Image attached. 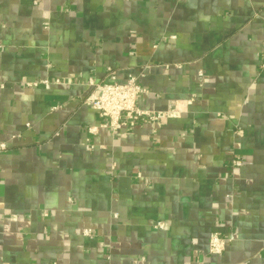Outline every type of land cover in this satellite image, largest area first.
Returning <instances> with one entry per match:
<instances>
[{"label": "crops", "instance_id": "1", "mask_svg": "<svg viewBox=\"0 0 264 264\" xmlns=\"http://www.w3.org/2000/svg\"><path fill=\"white\" fill-rule=\"evenodd\" d=\"M263 47L264 0H0V264H264ZM108 67L179 115L89 148Z\"/></svg>", "mask_w": 264, "mask_h": 264}, {"label": "built area", "instance_id": "2", "mask_svg": "<svg viewBox=\"0 0 264 264\" xmlns=\"http://www.w3.org/2000/svg\"><path fill=\"white\" fill-rule=\"evenodd\" d=\"M264 67V47L262 54ZM48 80L44 79L41 84H47ZM35 86H39V82H34ZM90 91L85 101L97 112L100 122L98 124H89L85 127L86 141L89 148L96 146L94 141L101 129H109L116 133L120 129L134 127L142 122H159L165 118L178 116L179 109L170 108L168 110H148L139 105L140 96L146 93V90L140 83L138 76L129 75L125 81L117 79L115 69L108 67L104 79L96 80L93 77L88 79ZM6 143H0V149H5ZM235 166L241 165V160H234ZM115 166V165H114ZM112 166V168H115ZM114 172V171H113ZM137 178L142 177V173L138 172ZM153 227L160 229L164 227L163 221L156 222ZM84 234L91 236L90 230H84ZM234 236H223L219 232H212L209 238V253L212 255L222 254L226 249L228 242L232 241ZM142 257L138 262L144 261Z\"/></svg>", "mask_w": 264, "mask_h": 264}]
</instances>
